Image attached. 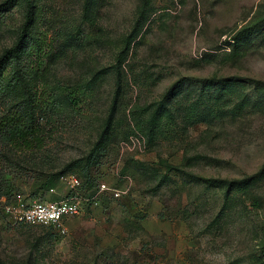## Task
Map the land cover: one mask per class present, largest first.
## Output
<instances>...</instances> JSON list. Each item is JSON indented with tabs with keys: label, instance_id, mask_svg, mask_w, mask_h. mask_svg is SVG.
Segmentation results:
<instances>
[{
	"label": "rangeland",
	"instance_id": "obj_1",
	"mask_svg": "<svg viewBox=\"0 0 264 264\" xmlns=\"http://www.w3.org/2000/svg\"><path fill=\"white\" fill-rule=\"evenodd\" d=\"M30 2L0 6V110L35 107L44 144L1 148L0 264H264V0ZM69 175L122 193L64 234L5 211Z\"/></svg>",
	"mask_w": 264,
	"mask_h": 264
},
{
	"label": "trees",
	"instance_id": "obj_2",
	"mask_svg": "<svg viewBox=\"0 0 264 264\" xmlns=\"http://www.w3.org/2000/svg\"><path fill=\"white\" fill-rule=\"evenodd\" d=\"M25 2L27 5L26 10V16L28 21L31 18V2L30 0H6L4 3H2L0 6H3L4 9H8L9 7H12L18 3ZM256 31V27H244L242 28L239 33L250 35ZM24 35H22L19 39V42H21ZM234 42H238L239 38L238 35H235L233 37ZM11 58V55L9 54V51L4 53L2 57L0 58V80L3 75L4 71V65L8 63L9 59ZM67 95L72 99V104L77 105L79 103V97L75 94L73 90H65ZM34 106H37V104H34ZM44 144V136H43V128L39 124L35 107H28L24 106L23 102H15L13 104H10L7 107V110L2 112L0 110V162L2 160V153L1 148L2 147H9L16 150H30L33 148H41ZM264 174V167L261 168L255 175L262 176ZM4 175L2 174V171L0 172V179H3ZM79 178V177H78ZM80 179V186L78 188L83 190V193H90L93 191L92 188H94V180L92 178H89L86 181H83ZM253 179V177L248 178ZM0 180V193H5L4 189L6 185L4 182H1ZM96 184V183H95ZM51 186L53 185V182L49 180H46L43 182L40 186V189L44 186ZM94 186V187H93ZM75 191L72 189L69 191L68 194H66L63 198L74 195ZM51 231V234H55L51 228H48Z\"/></svg>",
	"mask_w": 264,
	"mask_h": 264
},
{
	"label": "built area",
	"instance_id": "obj_3",
	"mask_svg": "<svg viewBox=\"0 0 264 264\" xmlns=\"http://www.w3.org/2000/svg\"><path fill=\"white\" fill-rule=\"evenodd\" d=\"M73 191L80 186L81 182L75 175L63 178ZM93 191V190H92ZM96 191V192H95ZM122 193L119 189L110 188L105 183L98 184L91 194L77 193L67 196L57 201H35L30 204L16 203L4 206L5 211L10 214L12 219L18 224L28 226H42L51 228L61 234L66 233V220L78 215L81 211V202L88 201L91 205L97 206L102 194H109L117 197Z\"/></svg>",
	"mask_w": 264,
	"mask_h": 264
}]
</instances>
